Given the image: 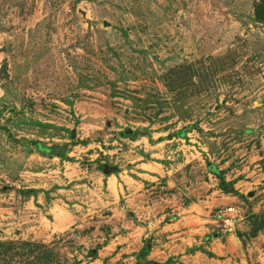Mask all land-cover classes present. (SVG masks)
<instances>
[{"label": "rangeland", "instance_id": "374dc122", "mask_svg": "<svg viewBox=\"0 0 264 264\" xmlns=\"http://www.w3.org/2000/svg\"><path fill=\"white\" fill-rule=\"evenodd\" d=\"M146 262L264 264V0H0V264Z\"/></svg>", "mask_w": 264, "mask_h": 264}, {"label": "trees", "instance_id": "16d2710c", "mask_svg": "<svg viewBox=\"0 0 264 264\" xmlns=\"http://www.w3.org/2000/svg\"><path fill=\"white\" fill-rule=\"evenodd\" d=\"M32 147L40 154L43 155H48V156H52V154L54 153V148L52 147H46L43 146L42 144H40L39 142H31ZM104 172V169L102 170ZM227 185H225L224 181H220V188L222 191H226L228 192V190H230L229 188L227 189ZM143 254H148V248L146 247L143 251ZM146 264H151L150 262H146Z\"/></svg>", "mask_w": 264, "mask_h": 264}, {"label": "built area", "instance_id": "2783aa9c", "mask_svg": "<svg viewBox=\"0 0 264 264\" xmlns=\"http://www.w3.org/2000/svg\"><path fill=\"white\" fill-rule=\"evenodd\" d=\"M227 211H228L229 213H230V212L235 213V214L239 213V212H238L237 210H235L234 208H229ZM225 223L227 224V223H229V222L226 221Z\"/></svg>", "mask_w": 264, "mask_h": 264}, {"label": "crops", "instance_id": "0c3cea01", "mask_svg": "<svg viewBox=\"0 0 264 264\" xmlns=\"http://www.w3.org/2000/svg\"><path fill=\"white\" fill-rule=\"evenodd\" d=\"M104 174H105V171L103 172ZM105 177H106V175H104ZM105 179V178H104ZM117 192L119 193L120 192V190H119V187H117ZM250 196H251V194H250ZM174 224H178V223H174ZM170 226V225H169ZM173 226V225H172ZM216 235V234H215ZM214 251H215V248H214Z\"/></svg>", "mask_w": 264, "mask_h": 264}]
</instances>
